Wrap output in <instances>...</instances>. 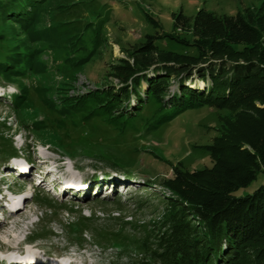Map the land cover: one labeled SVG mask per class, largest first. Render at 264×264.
<instances>
[{"label":"rangeland","instance_id":"374dc122","mask_svg":"<svg viewBox=\"0 0 264 264\" xmlns=\"http://www.w3.org/2000/svg\"><path fill=\"white\" fill-rule=\"evenodd\" d=\"M261 1L40 0L28 23L25 4L0 3V264H159L161 178L212 165L204 146L227 110L203 105L160 122L165 109L127 71L130 49L146 35H181L173 12L231 15ZM155 43L198 52L168 37ZM263 182L260 171L235 194ZM11 198L20 203L4 211Z\"/></svg>","mask_w":264,"mask_h":264},{"label":"trees","instance_id":"16d2710c","mask_svg":"<svg viewBox=\"0 0 264 264\" xmlns=\"http://www.w3.org/2000/svg\"><path fill=\"white\" fill-rule=\"evenodd\" d=\"M39 1L0 3L7 10L25 4L21 20L28 23ZM172 18L181 35H146L130 49L134 65L127 71H134L133 84L146 80L147 98L166 112L160 122L203 105L227 113L220 116L219 134L204 146L211 166H174L161 178L168 203L152 259L159 264H264V182L250 193L235 194L264 171V0L231 15L200 7L191 16L173 12ZM159 37L194 46L197 55L160 48ZM171 77L177 92L168 90ZM120 90L110 93L111 100L120 98ZM130 94L125 90L127 99ZM136 96L144 103L140 93Z\"/></svg>","mask_w":264,"mask_h":264},{"label":"bare ground","instance_id":"6f19581e","mask_svg":"<svg viewBox=\"0 0 264 264\" xmlns=\"http://www.w3.org/2000/svg\"><path fill=\"white\" fill-rule=\"evenodd\" d=\"M77 182L78 181V179H76V178H73L72 179V182ZM106 196V195H105ZM19 200H14V199H9V200H7V201H5V202H3V203H7V206L5 207V208H3V210L4 211H8V212H11V211H13V209H15V207L20 203V202H18ZM0 204H2V201H0ZM3 234H7L8 233V231L7 232H2ZM91 255H94V254H91Z\"/></svg>","mask_w":264,"mask_h":264}]
</instances>
